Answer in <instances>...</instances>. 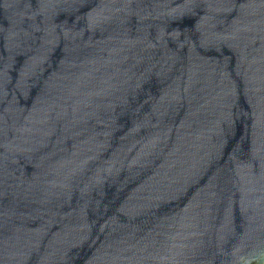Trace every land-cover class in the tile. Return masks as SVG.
Segmentation results:
<instances>
[{"label":"water","instance_id":"water-1","mask_svg":"<svg viewBox=\"0 0 264 264\" xmlns=\"http://www.w3.org/2000/svg\"><path fill=\"white\" fill-rule=\"evenodd\" d=\"M0 264H264V0H0Z\"/></svg>","mask_w":264,"mask_h":264}]
</instances>
